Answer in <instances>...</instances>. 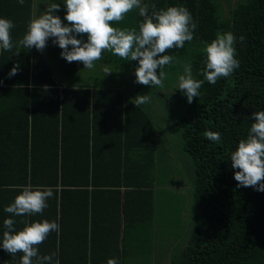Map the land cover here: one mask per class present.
Returning a JSON list of instances; mask_svg holds the SVG:
<instances>
[{
	"label": "trees",
	"instance_id": "16d2710c",
	"mask_svg": "<svg viewBox=\"0 0 264 264\" xmlns=\"http://www.w3.org/2000/svg\"><path fill=\"white\" fill-rule=\"evenodd\" d=\"M54 3L61 5L54 14L68 25L65 0H24L23 5L0 0V18L15 24L13 43ZM144 5L147 15L134 9L112 26L139 32L153 11L171 6L186 7L197 24L191 42L166 51L175 59L163 68L167 77L158 87L186 74L187 64L194 79L204 80L205 48L218 33L235 35L240 61L216 84L204 80L191 104L180 90L170 98L178 119L175 137L193 175L189 243L170 264H264V192L237 187L230 159L248 135L253 112L264 111V0L238 2L227 15L223 0H141ZM77 38L87 42L86 34ZM61 52L53 38L43 51L22 47L16 55L15 47L11 52L0 48V243L5 219L16 221V231L47 219L60 231L39 245V254L55 253L53 264L56 259L59 264H107L109 258L123 264L126 247L144 243L148 235L155 162L168 156V145L156 144V128L142 106L136 108L116 86L102 85L115 77L104 67L136 71L138 61L105 51L89 70L82 62H67ZM15 65L19 72L9 78ZM205 131L219 132L221 141H209ZM29 185L53 189L44 212L6 213L4 208ZM22 255L0 247V264H20Z\"/></svg>",
	"mask_w": 264,
	"mask_h": 264
},
{
	"label": "clouds",
	"instance_id": "9594fccd",
	"mask_svg": "<svg viewBox=\"0 0 264 264\" xmlns=\"http://www.w3.org/2000/svg\"><path fill=\"white\" fill-rule=\"evenodd\" d=\"M23 5L24 0H18ZM65 25L60 16L54 13L60 11L61 5L51 4L44 14L29 23L28 31L15 44L12 39V29L15 24L11 19L0 18V48L11 52L16 48V55L20 48L42 51L49 40L62 49L61 57L67 62H82L85 69H93L95 62L103 58L105 51L124 60L138 61L135 71L136 83L145 86H163L167 74L163 71L171 64L175 57L166 55V51L173 48H183L186 42L194 39L197 24L191 12L184 6H171L159 11H153L150 18L145 19L136 29H120L113 27V22L124 20L126 14L139 9L142 16L147 15V5L141 6V0H65ZM155 9V5L152 6ZM86 34L87 42L77 37ZM240 42L244 37L239 38ZM237 38L232 32L218 33L216 38L205 48L206 67L203 71L204 80L210 85L217 83L221 77L227 78L239 67ZM71 46V48H69ZM19 65H15L8 73L9 78L19 72ZM159 70V73H158ZM186 75L179 77V90L187 97L191 104L199 97V89L204 80L192 77L191 64L185 65ZM105 72L108 69L105 68ZM135 107L150 102L148 95H137L134 99ZM250 130L246 139L239 141L238 148L231 154V166L235 169L234 179L237 187H253L264 192V111L253 112ZM204 137L211 142L219 143V132L205 131ZM54 197L51 187L33 189L31 185L24 187L14 202L4 208L11 216L42 214L48 207L47 201ZM0 247L8 254L15 256L23 253L20 264H53L55 253L40 255L41 245L52 232H59L60 225L56 221L47 219L26 225L16 231V221L12 218L4 220ZM59 264V260H55ZM107 264H119L116 258H109Z\"/></svg>",
	"mask_w": 264,
	"mask_h": 264
},
{
	"label": "rangeland",
	"instance_id": "374dc122",
	"mask_svg": "<svg viewBox=\"0 0 264 264\" xmlns=\"http://www.w3.org/2000/svg\"><path fill=\"white\" fill-rule=\"evenodd\" d=\"M244 1L223 0L222 8L225 10V15H227V10L236 3ZM42 10L44 8L41 7L39 11ZM41 13L36 15V19L40 17ZM104 68H107L108 72L111 71L110 74L115 77L105 81L102 85L116 86L132 101L137 95L150 97V102L141 106L156 128V144L161 142L165 148L168 145V156H160L156 158L155 162V184L152 199L154 217L146 225L148 235L144 243L126 247L123 264H170L175 254L183 255V250L189 243L185 238L189 235L187 230L191 218V197H193L192 170L188 158L181 151L180 143L175 137L178 127L177 114L169 107L172 105L175 95L179 94V79H169L167 82L170 84L165 88L145 86L135 82V71L130 68L121 69L115 66ZM82 83L86 82L83 80ZM167 97L169 101L170 98L172 101L168 102ZM157 130L162 131L159 133Z\"/></svg>",
	"mask_w": 264,
	"mask_h": 264
}]
</instances>
